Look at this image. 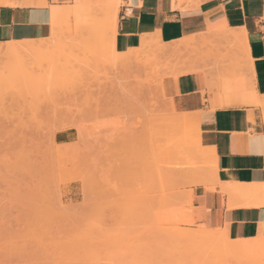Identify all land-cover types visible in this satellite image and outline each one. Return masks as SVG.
<instances>
[{"label":"rangeland","instance_id":"1","mask_svg":"<svg viewBox=\"0 0 264 264\" xmlns=\"http://www.w3.org/2000/svg\"><path fill=\"white\" fill-rule=\"evenodd\" d=\"M105 15L85 10L92 31L70 14L41 55L0 53V264H264V242L221 255L234 242L196 196L215 184L196 123L154 56L113 53Z\"/></svg>","mask_w":264,"mask_h":264},{"label":"crops","instance_id":"2","mask_svg":"<svg viewBox=\"0 0 264 264\" xmlns=\"http://www.w3.org/2000/svg\"><path fill=\"white\" fill-rule=\"evenodd\" d=\"M83 10L106 13L115 55L154 56L173 107L196 123L215 176L196 192L209 224L233 241L264 237V193L244 195L264 184V0H0V53L60 40L57 25Z\"/></svg>","mask_w":264,"mask_h":264},{"label":"bare ground","instance_id":"3","mask_svg":"<svg viewBox=\"0 0 264 264\" xmlns=\"http://www.w3.org/2000/svg\"><path fill=\"white\" fill-rule=\"evenodd\" d=\"M77 12H79V16H81L82 17V13H85V11L83 10V11H77ZM76 11H73V13H71V14H74V15H76V14H78ZM61 15V14H60ZM59 16V15H58ZM64 16V15H63ZM62 16V17H63ZM73 16V15H72ZM81 17L79 18L80 20H81ZM84 17V16H83ZM86 17V16H85ZM65 18V17H64ZM87 19V18H86ZM90 19V18H89ZM103 21V20H102ZM80 22V21H79ZM84 22V21H83ZM86 22V21H85ZM84 22V23H85ZM91 22H93V21H91ZM82 23V22H81ZM94 24V23H93ZM103 24V23H102ZM111 24L110 23H107L105 26L106 27H100L101 29H102V33L104 32L103 30H105V31H107V27L108 26H110ZM90 26H92V24L90 25ZM81 26H79V28H80ZM113 27H114V25H113ZM82 28H84V26H82ZM95 28H97L96 26H95ZM105 28V29H104ZM109 29H111V27H109ZM114 29V28H113ZM79 30V29H78ZM80 30H82V29H80ZM84 30V29H83ZM96 30V29H95ZM83 32V31H82ZM108 32V31H107ZM110 32V31H109ZM111 33H114V31L113 32H111ZM54 34V33H53ZM104 34V33H103ZM107 34H109V33H107ZM92 36V35H91ZM106 36V35H105ZM107 37V39H109L110 40V37L109 36H106ZM112 37H113V35H112ZM55 38H58L57 37V35L55 36ZM101 38V37H100ZM106 39V38H105ZM84 40V39H83ZM87 40V39H86ZM94 40V39H93ZM108 40V41H109ZM47 41V40H46ZM56 41H59V40H51V41H49V42H43V43H39V44H33V43H31V44H29V45H27L26 47H16V46H10V47H7V48H5L6 50H5V54L6 55H3V56H8V57H11L12 56V59H14L15 57H19L20 55L22 56V54H27L28 56H30V55H36V56H38V55H41V54H43V52L44 51H46L47 50V47L48 46H51V44H53V43H55ZM86 42V41H85ZM58 43V42H57ZM61 43V41L59 42V44ZM98 43V42H97ZM56 44V43H55ZM54 44V45H55ZM94 44V43H93ZM100 44V43H99ZM97 45V44H96ZM107 45V44H106ZM53 46V45H52ZM61 46V45H60ZM104 46V45H103ZM95 47H98V46H95ZM108 47H110V46H108ZM49 48H51V47H49ZM61 48H62V46H61ZM96 49V48H95ZM109 49V48H108ZM86 50H88V48H87V44H86ZM4 51V50H3ZM2 51V52H3ZM135 52H136V50H135ZM132 53V52H131ZM125 54H128V53H125ZM125 54H124V56H125ZM132 55H134V54H132ZM44 56V55H43ZM121 57H122V55H120ZM120 56H118V57H116L117 58V60H118V58H120L121 59V57ZM14 57V58H13ZM24 57V56H23ZM127 57V56H126ZM133 57L135 58L136 56L134 55V56H132V59H133ZM129 58V57H128ZM131 58V57H130ZM124 58H122V62H121V60H120V64L121 63H124L125 62V60H126V62H127V59H125V60H123ZM130 60V59H129ZM125 62V64L126 65H129V64H127ZM119 63V62H118ZM129 63V62H128ZM131 64V63H130ZM1 73V72H0ZM3 75V74H2ZM12 80V79H11ZM5 83V82H4ZM12 84V83H11ZM4 87H5V84L3 85L2 84V82H1V76H0V91H2V89H4ZM13 87H14V85H13ZM8 90V89H7ZM4 95V94H3ZM1 101H3V100H0V104H1ZM5 104V103H4ZM2 105V107H3V104H1ZM1 108V107H0ZM1 110V109H0ZM4 111H6V113H7V110H4ZM0 113H1V111H0ZM3 113V112H2ZM1 113V114H2ZM5 114V113H4ZM5 116V115H4ZM3 116V119H5V117ZM10 117V116H9ZM20 118V117H19ZM8 119V118H7ZM10 121V120H9ZM8 121V122H9ZM11 122V121H10ZM22 127V126H21ZM26 127V126H25ZM28 127V126H27ZM30 127V126H29ZM18 129V128H17ZM25 129V128H24ZM5 130V129H4ZM16 129L14 128V130H12V131H15ZM20 130V129H19ZM23 130V129H22ZM44 130V129H43ZM8 132V131H7ZM14 134V133H13ZM9 135V134H8ZM49 135V134H48ZM32 136V135H31ZM35 136V135H34ZM37 136V135H36ZM7 137V136H6ZM11 137V136H10ZM10 137H9V139H10ZM43 138V137H42ZM23 139H25L24 138V136H23ZM32 139V138H31ZM41 139V138H40ZM48 139V138H47ZM19 140V139H18ZM27 140V139H26ZM33 140H35V139H33ZM45 140H46V136H45ZM1 141V140H0ZM2 142V141H1ZM11 143V142H10ZM16 143V142H15ZM3 144V143H2ZM39 144V143H38ZM31 145V144H30ZM33 145H34V143H33ZM2 146V145H1ZM23 146V145H22ZM38 146V145H37ZM1 148V147H0ZM10 148V147H9ZM21 148H23V147H21ZM30 151V150H29ZM27 153V152H26ZM0 154H1V152H0ZM28 155V154H27ZM80 170V169H79ZM263 187H264V184L263 185H261V186H259V187H257V188H251V190L250 191H245V193H244V195L246 194V192H247V195H250V197H252V195L253 194H257V195H259V191H261L262 189H263ZM252 191V192H251ZM248 192H249V194H248ZM255 195H253V198H251L252 200V202H254L253 203V205L255 204V203H257L258 201H257V199H255L254 200V196ZM257 197V196H256ZM258 197H260V196H258ZM257 197V198H258ZM259 199V198H258ZM261 202L263 201V203H264V199H263V196L261 197ZM246 202V204H247V202H249L250 203V200H248V201H245ZM248 203V204H249ZM245 205V204H244ZM242 206V205H241ZM212 231V230H211ZM211 231H209V232H211ZM191 232V231H190ZM169 234V233H168ZM167 234V235H168ZM186 234H189V233H180V235L182 236V235H186ZM217 237V236H216ZM216 237H214L213 239H215ZM168 238H169V236H168ZM194 238V237H193ZM192 238V236H189L188 237V239H187V237H184L183 238V241L186 243V245H188V244H190V245H196V246H198L199 247V244H200V240L199 241H197V240H195V239H193ZM196 238H198V237H196ZM187 239V241H185ZM191 239H192V241H191ZM206 239V238H205ZM207 239H210V237L209 238H207ZM206 239V241H208ZM169 240H172L171 238L169 239ZM178 240H179V236H178ZM193 240H195V241H193ZM217 239H215V243H217L218 244V242L216 241ZM222 240V239H221ZM205 240H204V242H203V240H202V242H203V244L205 243L206 245H208L207 244V242H206ZM219 241H220V238H219ZM189 242V243H188ZM192 242H195V243H193L192 244ZM197 242V243H196ZM220 242H222V241H220ZM232 242H234V243H232V244H234V245H228V246H226V247H224V249H223V253L221 252V255H223V254H225L224 253V251L226 252V253H231V255H232V253L234 254V252H238V251H236V250H244V251H247L246 249H249L248 251H251V249L250 248H255L257 245H259V244H261L262 242H264V237H262V238H260V239H257V240H243V241H232ZM184 243V244H185ZM188 243V244H187ZM209 243V245L210 244H213L214 242L212 241V239H211V242H208ZM228 243H229V241H228ZM204 244V245H205ZM230 244V243H229ZM205 245V246H206ZM189 246V245H188ZM193 246V247H194ZM195 246V247H196ZM255 246V247H254ZM192 247V246H191ZM192 247V248H193ZM216 247V246H215ZM205 248V247H204ZM212 248V247H211ZM252 248V249H253ZM220 249V248H219ZM206 250V249H205ZM204 250V252H206ZM222 250V249H221ZM229 250V251H228ZM201 251V250H200ZM215 252H216V250H215ZM218 252V251H217ZM229 253V254H230ZM195 254V253H194ZM201 254V253H200ZM204 254V253H203ZM237 254V253H236ZM207 255H210L211 256V253L210 254H207ZM227 255V254H226ZM235 255V254H234ZM217 256V255H216ZM219 256V255H218ZM223 256H225V255H223ZM233 256V255H232ZM212 257V256H211ZM237 257H238V254H237ZM246 257V256H245ZM219 258V257H218ZM218 258L216 259V260H218ZM230 259H231V256L229 257ZM242 258V257H241ZM241 258H239V259H241ZM249 259H251L250 257H248ZM213 259V258H212ZM228 259V258H227ZM229 259V260H230ZM233 259V258H232ZM243 260H245L244 259V257L242 258ZM246 259H247V257H246ZM254 259V258H253ZM253 259L252 260H250V262L251 261H253ZM207 260V259H206ZM215 260V261H216ZM221 260V259H220ZM222 260H224V262H225V258L224 259H222ZM212 261V260H211ZM232 261H234V260H232ZM238 261V260H237ZM247 262H248V259L246 260ZM245 262V261H244ZM203 263V262H202ZM220 263L221 264H223V262L222 261H220ZM211 264V263H210ZM215 264V263H214ZM216 264H218V262L216 263ZM248 264H250L249 262H248ZM253 264H255L254 262H253Z\"/></svg>","mask_w":264,"mask_h":264}]
</instances>
